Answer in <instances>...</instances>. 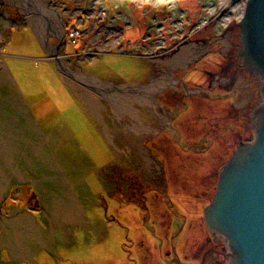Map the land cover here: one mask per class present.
Returning a JSON list of instances; mask_svg holds the SVG:
<instances>
[{
  "label": "rangeland",
  "instance_id": "1",
  "mask_svg": "<svg viewBox=\"0 0 264 264\" xmlns=\"http://www.w3.org/2000/svg\"><path fill=\"white\" fill-rule=\"evenodd\" d=\"M43 1L60 15L64 36L50 42L72 69L115 85H143L170 70L181 88L195 91L190 86L202 84L200 72L213 67L212 54L199 51L212 41H198L194 33L213 36L214 50L226 53L230 39L237 42L247 0ZM39 39L19 7L0 0V264H178L179 246L175 258L168 242L181 225L176 217L194 219L189 202L195 193L206 195L203 206L213 196L216 174L231 156L230 135H189L203 125L180 115L165 95L158 110L174 115L175 131L146 115L158 134L141 141L90 94L102 102L107 137ZM191 46L198 49L188 66L165 63ZM203 80L195 92L207 87ZM257 89L252 84L248 92L259 95ZM250 96L242 91L234 98L238 114ZM249 128L235 145L254 136ZM134 139L150 163L133 152ZM159 193H168L174 206L169 213L157 205ZM65 212L72 218H63Z\"/></svg>",
  "mask_w": 264,
  "mask_h": 264
},
{
  "label": "flooded vegetation",
  "instance_id": "2",
  "mask_svg": "<svg viewBox=\"0 0 264 264\" xmlns=\"http://www.w3.org/2000/svg\"><path fill=\"white\" fill-rule=\"evenodd\" d=\"M200 31L201 30L194 33V38L198 41H202L204 39L210 40L212 41L213 45V36L205 35V37L201 38L199 34ZM236 35L237 42H234L236 40L235 38L230 39V49L227 50L226 53L219 51V49L214 50L212 45L206 49L207 51L205 50V56L209 55L210 53L212 54L211 60L209 61H211V66L213 68H208L207 70L204 68V70L200 72L203 75L200 80L204 82L203 79H205L207 86L204 88L201 87L203 92H195L197 88L203 84L202 82L200 85L197 83H195V85L190 84V89H195V91L186 93V89L189 88L185 86L181 88L179 82L173 76L177 81L176 86H179L180 90H177V88L176 90L171 88L174 91H171L170 89L165 90L157 97V102L160 105L159 108H161L160 99L167 95L170 105L175 110L179 111L180 115L185 113L187 119L190 120L194 117L195 124L203 125L201 129H197L196 131L195 128H190L189 135L193 136L196 133L198 136L201 133V130H203L204 133L200 134V138H204L205 140H208L209 137H214L217 139L222 138L223 140L230 135V142H233V144L230 146L231 156L234 154L238 144L251 140V138H247L246 141L241 139L238 140L236 145L234 144V139L236 137L241 138L243 137L242 134L249 133V126L254 124L253 112L257 105L261 103L260 87L262 82L260 78L251 75L247 71V69L243 66L244 62L241 63V59L239 57L240 33L238 26ZM210 41H208L209 44ZM219 62L221 64L220 67ZM223 64L224 66H222ZM236 77H238L237 81L235 80ZM211 82H215V88L212 86ZM244 83H246V86L242 88L241 86ZM252 84H255L258 88L257 90H259V95L255 91L253 93L248 92L252 87ZM204 89L206 91H204ZM242 91H246L248 94L250 93L251 96L246 100V105L244 104V111L238 114L236 112V108L234 107L233 100ZM215 93L216 95H214ZM220 109L222 110L220 111ZM164 114H166L167 117H165L171 122V118L174 117V115L171 117V115L168 113ZM171 128L173 129L172 124ZM170 136H172L171 133ZM218 174L219 172L216 174L217 180L215 182V186L212 187L213 189L215 188L213 196L207 204L204 206L202 204V200L206 198V195L202 196L201 193H195V196L192 195V201H190L189 204H191V207L195 210V214H193L194 219L188 221L186 214L180 216L178 215L176 217L181 221V225L179 229L174 230V233L170 236L168 242L172 246L170 250L173 249V256L175 258H177V253L174 250V246H179V254L177 259L178 264H228L229 260L231 259L230 252L226 249L227 247H224L223 237L212 233L207 229L203 216L204 209L211 203L215 195ZM174 185L176 187L178 185L179 189H182L181 191H184V193L190 194V190H188L189 187L186 189L185 184L177 182L174 183ZM166 187L168 188V183H166ZM166 187L164 186L163 188L159 189H164ZM204 193L207 194L206 192ZM167 194L166 197H164V193H159L155 196V198L157 205L163 208V210L166 209L169 213L171 210H173L174 206H172V204L169 202L170 198ZM184 207L187 206L184 205ZM163 224H165V231H169L170 225L168 224V221L163 220ZM178 241H181V244L178 245ZM166 255L168 256L169 252H167ZM129 262L134 264L132 259L129 260Z\"/></svg>",
  "mask_w": 264,
  "mask_h": 264
},
{
  "label": "water",
  "instance_id": "3",
  "mask_svg": "<svg viewBox=\"0 0 264 264\" xmlns=\"http://www.w3.org/2000/svg\"><path fill=\"white\" fill-rule=\"evenodd\" d=\"M238 28L239 57L262 81L261 103L253 112L254 136L238 144L220 169L203 216L207 229L224 238L228 264H264V0L246 1Z\"/></svg>",
  "mask_w": 264,
  "mask_h": 264
},
{
  "label": "bare ground",
  "instance_id": "4",
  "mask_svg": "<svg viewBox=\"0 0 264 264\" xmlns=\"http://www.w3.org/2000/svg\"><path fill=\"white\" fill-rule=\"evenodd\" d=\"M10 1L11 4L19 7L21 13L25 15L26 19L32 24L33 31L40 38L39 41L43 44L46 51L54 57L58 70L76 89V94L81 96L82 99L88 103L93 115L104 124V131L107 137L111 135V131H109L103 114L99 110V104L101 105L102 102L93 100L90 94H96L99 96L100 100H104L109 106L114 119L116 121H120V119L123 120V129L131 132L132 136L135 135L139 137L141 141L149 135L158 134L157 127L145 118L146 115H155L162 128L170 131L171 122H169L165 115L158 110L160 105L157 102V97L161 93L176 87L177 81L170 70H164L159 75L151 77L149 81L143 85H115L101 81L81 71L74 70L67 61L58 58L57 47L50 42L51 37L61 40L64 36V27L60 21V15L51 10L43 0ZM197 49L194 46L182 49L171 59L166 60L165 63L177 68L188 66V64H191V61L196 58L194 52ZM200 49L199 51H201V53L205 51L202 46H200ZM185 92L188 93L192 91L186 90ZM133 141L131 143L133 152L147 159V163H150L151 159L145 154L140 142L136 139ZM63 218L71 219L70 212L67 216H63Z\"/></svg>",
  "mask_w": 264,
  "mask_h": 264
},
{
  "label": "trees",
  "instance_id": "5",
  "mask_svg": "<svg viewBox=\"0 0 264 264\" xmlns=\"http://www.w3.org/2000/svg\"><path fill=\"white\" fill-rule=\"evenodd\" d=\"M81 17H84V16H81ZM125 34V33H124ZM211 65V64H210ZM169 150V149H168Z\"/></svg>",
  "mask_w": 264,
  "mask_h": 264
}]
</instances>
